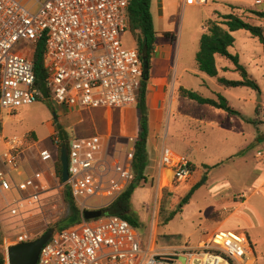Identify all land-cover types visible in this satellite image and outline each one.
Returning a JSON list of instances; mask_svg holds the SVG:
<instances>
[{
	"label": "built area",
	"instance_id": "built-area-1",
	"mask_svg": "<svg viewBox=\"0 0 264 264\" xmlns=\"http://www.w3.org/2000/svg\"><path fill=\"white\" fill-rule=\"evenodd\" d=\"M129 2L44 0L34 11L22 0H0V120L1 110L14 115L19 107L39 100L67 109L137 105L143 59L138 48L126 47L122 40L128 30ZM43 37L48 74L43 81L45 90L36 83L32 59ZM129 140L132 149L123 162H117L107 154L103 135L71 136L65 141L58 133L54 137L56 147L65 144L68 148L69 177L63 185L69 187L82 211L93 207L87 204L89 195H99L102 203L98 206H106L133 180L136 137ZM26 141V135L9 136L0 131V191L11 194L5 208L12 215L24 207V192L40 203L46 185L56 178V152L46 148L40 151V159L48 167L23 176L19 155ZM192 165L187 157L162 148L161 166L173 171L168 183H187ZM138 230L118 215L84 219L54 231L35 264H255L257 260L244 231L220 230L193 244L154 247L152 239L147 243ZM33 238L31 231L20 232L14 241L4 237L5 261L0 264H10L8 244Z\"/></svg>",
	"mask_w": 264,
	"mask_h": 264
},
{
	"label": "rangeland",
	"instance_id": "rangeland-1",
	"mask_svg": "<svg viewBox=\"0 0 264 264\" xmlns=\"http://www.w3.org/2000/svg\"><path fill=\"white\" fill-rule=\"evenodd\" d=\"M22 1L35 11L44 0ZM160 4L165 15L161 24L158 20ZM154 8L157 28L171 30L182 39L181 55L177 54V50H175L176 55L174 53V62L180 56L182 65L194 64L195 54L200 47L203 23L207 18L223 21L224 14L235 13L252 24L264 27V17L258 16L255 12L264 10V0L261 3H257V0H206L202 4L188 3L185 0H154ZM233 34L235 43L229 50L232 54L239 55L240 63L257 80L259 90L246 86L223 88L218 85L214 77L211 78L207 74H204L208 77L205 78L207 84L199 87L202 77L187 75L185 78L187 88L199 90L208 97H216L217 93H221L241 112V115L234 116L231 121L227 113L224 116L220 115L218 108L208 104L200 105L197 101L187 98V101L205 114L208 123L195 130L179 120L170 129L168 138L162 135L160 140L165 146H170L174 150H180L183 140L192 143L195 150L192 157L196 172L189 178L187 185L181 183L182 185L170 190V187L163 186L165 181L162 183L158 179L157 162H153L152 165L156 169H150L149 173L152 176L147 183L139 187L141 189L137 191L138 194H134L133 203L142 222L138 232L147 243L152 239L154 247L193 244L198 239L210 236L214 230L244 231L256 253L255 264H264V48L263 43L246 29L237 30ZM161 39L162 33L159 35V42ZM122 40L126 47L137 48L129 30L123 34ZM218 63L235 66L231 60L221 56ZM221 74L228 79H242L241 73L236 70L221 69ZM259 93L260 101H258ZM257 107L260 109L259 113H256ZM98 110L102 113V118H108L109 109ZM193 110L194 107H185L188 113ZM88 113L89 110L85 109V117ZM113 113L119 116V136L124 143L119 154V162H123L125 153L133 147L129 138L137 134L140 112L130 107H117ZM62 115L58 104H51L45 100L23 105L14 115L1 110V132L9 136L29 135L25 145L27 148L20 155V162L27 157L31 164L28 172L46 169L47 163L40 159V151L46 148L53 153L56 152L57 147L53 143L52 136H57V131L60 129L58 116ZM128 119H132V122L125 125ZM124 125L125 127L122 128ZM82 127L83 122L67 127L68 134L86 135L80 133ZM30 133H33L32 136ZM259 152L262 154L259 155ZM111 158L117 161L116 156L111 155ZM55 174L56 178L46 185L40 203L34 202L28 196V192L23 193L24 207L20 209L18 215L10 214L5 208L7 201L12 198L11 194L0 191V221L3 230L5 229L4 237H7V242L11 240L10 236H17L23 231H31L34 234L33 239H36L52 228L51 226H56L57 222L69 216L71 211L64 199L65 187L59 180L56 167ZM167 175L168 181L172 174ZM197 182L201 184L190 203L183 207V211L168 224H159L158 214L163 190L167 188L172 192L171 206L176 207L191 186ZM88 197L87 204L93 207L86 209L104 207L98 206L102 203L99 195ZM107 200L108 198L105 197L104 201ZM248 206L254 208V213ZM67 223L68 219L61 222L64 225ZM57 230L59 229L55 231ZM12 244L14 243L8 245Z\"/></svg>",
	"mask_w": 264,
	"mask_h": 264
},
{
	"label": "trees",
	"instance_id": "trees-1",
	"mask_svg": "<svg viewBox=\"0 0 264 264\" xmlns=\"http://www.w3.org/2000/svg\"><path fill=\"white\" fill-rule=\"evenodd\" d=\"M152 0H130L128 6V30L131 32L137 48L139 50L142 59L146 57L149 62V69H151V60L157 48V31L154 26V18L151 10ZM260 17H264V10L255 11ZM223 21L213 20V18H207L204 22V32L200 38V47L195 55V65L197 69L208 74L211 77H216L217 82L224 88L246 86L259 90V84L257 80L247 71L246 67L240 63L239 55L232 54L230 52L231 46L235 43V37L233 32L246 29L257 37L262 43L264 48V27L262 25L252 24L251 22L242 18L235 13H226L223 15ZM165 35L172 36V31H166ZM221 56L231 60L235 65V70L241 73L242 79H228L225 76L219 74V66L217 63V57ZM34 63V71L36 75V83L43 87V81L48 75L46 72V43L45 37H43L36 44L35 50L32 55ZM143 78L141 81V87L139 91V97L137 102V109L140 112L139 130L137 132V138L134 145V157L132 160V166L134 170V178L129 186L122 192V194L110 204L102 207V216L118 215L127 219L136 228L140 227L141 219L138 211L133 204V196L137 188L147 183L149 177L146 174L148 169L149 159L147 143L149 138V106L147 103V95L149 89V77L145 79V67L143 60ZM43 90L44 87H43ZM180 93L182 96L197 101L199 104H209L216 108L225 110L229 116L241 115V112L234 108L229 100L217 93L216 97L204 96L199 90H193L185 87H180ZM257 107L256 113H259ZM254 123L255 120H253ZM61 134L63 141L67 136L63 137L61 130H58ZM31 136L33 133H30ZM29 136V135H27ZM28 141V137H27ZM26 141V142H27ZM62 146L56 149V170L59 180L62 182V161H61ZM192 175L196 172V166L192 165ZM192 177V176H191ZM189 181V179H188ZM200 182L195 183L181 198L179 204L176 207L171 206L172 192L165 188L163 190V196L160 202L159 208V224L164 225L172 221L179 212L183 211V207L190 203L193 194L199 188ZM64 199L69 204L70 214L67 218L60 220L56 223V226H51L53 232L56 229H63L76 222H81L85 218L82 215L81 208L73 197L69 187L64 186ZM99 218V217H98ZM68 219L66 225L61 224L63 220ZM96 219V218H95ZM92 220V219H87ZM48 229V230H49ZM4 230L0 221V263L5 261L4 254Z\"/></svg>",
	"mask_w": 264,
	"mask_h": 264
},
{
	"label": "crops",
	"instance_id": "crops-1",
	"mask_svg": "<svg viewBox=\"0 0 264 264\" xmlns=\"http://www.w3.org/2000/svg\"><path fill=\"white\" fill-rule=\"evenodd\" d=\"M151 10L153 13V18H154V26L157 31V48L151 60V69H149L150 77H149V86H148L149 89H148V95H147V103L149 106L148 107L149 108V138H148V143H147L149 165L147 167L148 169L146 170V174L148 175L150 179V176H152L149 173L150 169L152 170L156 169L155 166L152 165V163L157 162V168L159 169V170L157 169L158 179L162 183L163 181H165V183H163V186L170 187V190H172V188H177L178 186H176L174 183H168V181L172 178V175L171 177L169 176L170 179H168V181L166 180L168 177L167 174H172L173 171L170 166H166V167L161 166V151H162V148L165 146V143L164 142L162 143L160 139L162 135L168 138L170 129L172 128L173 125L175 126L177 122H179V120L184 121L186 126H189L190 129H195V130H198L199 128H201L203 124L208 123V120L205 119V114L200 112L199 109H197V107H195L194 105L190 103V101H187V97L182 96L180 93V87L187 88L186 81H185V78L187 77V75L194 74L198 78L202 77L201 82L199 83V87H202L205 84H207V82L205 81V78H208V77L204 75L206 73L197 69L195 65V61L192 66L190 65L188 66L185 64L182 65L180 63V56H179L178 60L174 62L175 50H177L178 52V53L176 52L177 54L180 53L181 55L182 39L181 38L179 39L173 31H172L173 32L172 36L165 35L166 31H171V30H167V29L159 30L157 28V17H156L157 15H155L154 0H152ZM158 11L160 15L158 16V20H159V24H161L164 22V16H165L163 15V9L161 8V4L158 7ZM203 32H204V23H203ZM161 33H162V39H161V42H159V35ZM134 45H136L135 40H134ZM175 47H177V49ZM218 62H219V56L217 57V63ZM218 66L222 69V71L235 70V66H231L229 63L222 64V65H219L218 63ZM221 69L219 71V74L221 76H224L223 74H221ZM214 79L217 82V78L214 77ZM218 85L220 87H223L219 83ZM200 105H206V104H200ZM186 106L194 107V110L191 113H188L185 111ZM59 107H60V110H62L63 115L61 117L58 116V124L60 126L59 131L61 130V133L62 134L64 133L63 137H65L66 133H67L66 135H68L67 137L89 136L93 134L103 135L107 139V142H106L107 154L109 155V157H111V155L116 156L117 161L119 162V154L121 152L122 147L124 146V143L121 141V137L119 136V116L113 113V110L117 108L118 106L117 107H97V108L79 107V108H73V109H67L63 106H59ZM127 107L137 109L138 106L133 105V106H127ZM85 109L89 110L87 117H85L84 115ZM98 109H103V110L109 109L110 113H109L108 118H102L101 117L102 113ZM218 110H220L218 112H220L219 114L222 116H224L227 113L225 110L221 108H218ZM234 116L228 115L231 121ZM82 122H83V127L80 133L86 134V135H76L74 133L73 134L70 133L72 135L68 134L69 131L67 130V127H73ZM131 122H132V119H128L125 125L130 124ZM139 122H140V115L138 117V130H139ZM125 125L122 128H124ZM193 125L195 126L194 128H193ZM54 130H55V127L53 128V131ZM58 135L61 136L60 133H58ZM136 136L137 134L133 137H136ZM54 137L55 135L52 136V140L54 139ZM166 147L170 148L174 152V154L178 157L180 156L187 157L195 165L193 161V157H192L195 153L194 145L192 143L190 144L189 141L183 140L179 147L180 150H174L170 146H166ZM26 148L27 147H25L24 149ZM20 155H19V161H20ZM20 165L21 166L19 167V171L23 174V176L25 174H30V172L28 171L31 168V164L27 157H25L23 161L21 159ZM47 167L48 165L46 166V168ZM21 176L22 175H20V177ZM184 185H187V183H185ZM261 187H262V184H261ZM139 189L141 188H137L134 194H138L137 191ZM248 208L249 210H251V212L254 213L253 207L248 206ZM216 231H220V230H214V232L213 231L211 232L215 233ZM15 237L16 235L10 236L11 238L10 241H14ZM199 240L200 239H198V241Z\"/></svg>",
	"mask_w": 264,
	"mask_h": 264
},
{
	"label": "water",
	"instance_id": "water-1",
	"mask_svg": "<svg viewBox=\"0 0 264 264\" xmlns=\"http://www.w3.org/2000/svg\"><path fill=\"white\" fill-rule=\"evenodd\" d=\"M144 67L147 79L149 77V62L144 57ZM261 100L260 93L258 94V101ZM61 161H62V184H65L69 177L68 170V148L65 144L62 145L61 150ZM103 210L97 209H85L82 211V215L85 219H95L101 217ZM53 233V229L47 230L44 234L31 241H23L9 245L7 247V255L10 264H35L38 260V256L43 245L49 240ZM184 261V259H183ZM198 262L199 259L197 260Z\"/></svg>",
	"mask_w": 264,
	"mask_h": 264
},
{
	"label": "bare ground",
	"instance_id": "bare-ground-1",
	"mask_svg": "<svg viewBox=\"0 0 264 264\" xmlns=\"http://www.w3.org/2000/svg\"><path fill=\"white\" fill-rule=\"evenodd\" d=\"M204 1H206V0H200L199 2L202 3ZM189 2H195V0H190Z\"/></svg>",
	"mask_w": 264,
	"mask_h": 264
},
{
	"label": "flooded vegetation",
	"instance_id": "flooded-vegetation-1",
	"mask_svg": "<svg viewBox=\"0 0 264 264\" xmlns=\"http://www.w3.org/2000/svg\"><path fill=\"white\" fill-rule=\"evenodd\" d=\"M31 241V240H30Z\"/></svg>",
	"mask_w": 264,
	"mask_h": 264
}]
</instances>
